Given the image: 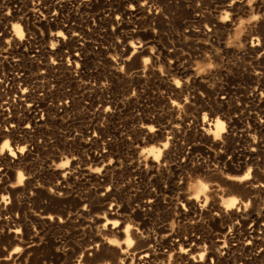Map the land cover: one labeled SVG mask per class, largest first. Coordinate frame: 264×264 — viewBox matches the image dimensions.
<instances>
[{
	"label": "rangeland",
	"instance_id": "374dc122",
	"mask_svg": "<svg viewBox=\"0 0 264 264\" xmlns=\"http://www.w3.org/2000/svg\"><path fill=\"white\" fill-rule=\"evenodd\" d=\"M40 1L0 0V264H264V0Z\"/></svg>",
	"mask_w": 264,
	"mask_h": 264
},
{
	"label": "built area",
	"instance_id": "2783aa9c",
	"mask_svg": "<svg viewBox=\"0 0 264 264\" xmlns=\"http://www.w3.org/2000/svg\"><path fill=\"white\" fill-rule=\"evenodd\" d=\"M70 2H73L75 4L78 1L77 0H59V1H57V5L60 4L59 5V9L55 11V12H57V18L60 15L59 11L62 12V10L60 9V7H63V5L67 6L68 3L71 4ZM38 4H41V1L40 0H39V3ZM38 6L41 7V5H38ZM80 6H81V1H80ZM36 13H37V11H34L33 12L34 17L36 16L35 15ZM28 22L29 21H27V23ZM71 26H73V25H71ZM75 34H77V33H75ZM77 38H80V35L79 34H77ZM27 43H28V40L27 39H24L22 41V43H21V45H22L23 48L19 47V50H20V53L22 54V57H25V54H27L28 57H30L31 59L38 60L39 57H40V53H41V50L39 49V46L38 45H32L30 47L31 50L29 51L27 49V46H26ZM81 46H82V44H81ZM53 51H55V49ZM64 51H65L66 54H69V52L67 50H64ZM96 51L98 52L99 49L96 48ZM81 55H84L83 47L76 48L75 49V53H74V57H76L74 59V61H75L76 64L78 63L77 62V59H81L82 60ZM22 57H17V59L15 60V62H17V63L21 62L22 61ZM74 57L71 56V59H70V55L67 57L68 65L70 67H72L71 61H72V58H74ZM53 60H52L53 64L54 65L57 64V62L54 63ZM98 100H99V104H98V107L96 108V111L99 113V117L101 118V125L103 127H105V124L108 125L109 121L110 120H113V118H115V115L117 113L116 107H115V105L113 103H111L109 101L103 100L101 98H99Z\"/></svg>",
	"mask_w": 264,
	"mask_h": 264
},
{
	"label": "bare ground",
	"instance_id": "6f19581e",
	"mask_svg": "<svg viewBox=\"0 0 264 264\" xmlns=\"http://www.w3.org/2000/svg\"><path fill=\"white\" fill-rule=\"evenodd\" d=\"M161 1H163V0H161ZM207 2H208V1H207ZM152 4H153V3H152ZM168 9H169V7H168ZM260 26H262V25H260ZM20 29H21V28H20ZM211 31H212V30H211ZM209 32H210V31H209ZM57 37L59 38V37H61V35H58ZM252 37H253V36H252ZM251 45H252V44H251ZM253 51H254V49H253ZM214 127L217 128V129H223V123H221V122L218 121V122L216 123V125H214ZM255 147H257V146H255ZM257 148H258V147H257ZM9 151H10V155L13 156V154H14V153H13V150L10 149ZM261 153H262V152H261ZM258 154H260V153H258ZM257 157H258V155H257ZM244 179H249V174H247L246 176H244ZM201 191L204 192L205 189L203 188ZM115 224H116V223H114L113 230H115V228L117 227V226H115ZM112 232H113V231H112ZM124 233H125L126 235H128V238H129L130 228L127 227ZM143 245H144V244H143ZM145 246H147V244H146ZM144 257H145V258H148L149 255L146 254Z\"/></svg>",
	"mask_w": 264,
	"mask_h": 264
}]
</instances>
